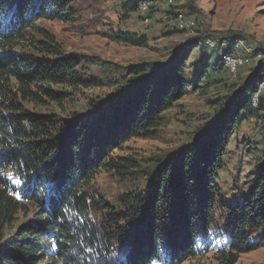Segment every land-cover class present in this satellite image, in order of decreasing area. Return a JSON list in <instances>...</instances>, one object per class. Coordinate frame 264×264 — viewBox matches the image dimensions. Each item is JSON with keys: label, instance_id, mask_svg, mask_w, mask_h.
<instances>
[{"label": "trees", "instance_id": "16d2710c", "mask_svg": "<svg viewBox=\"0 0 264 264\" xmlns=\"http://www.w3.org/2000/svg\"><path fill=\"white\" fill-rule=\"evenodd\" d=\"M108 1L0 0V264H236L264 248V151L246 150L264 136V64L210 99L203 81L221 65L204 55L208 33L158 63L67 54L50 23L149 46L121 25L156 0ZM112 10L118 29L106 24ZM214 41L237 56L232 37ZM92 88L107 95L86 112L68 106ZM194 94L211 112L178 148L127 146L163 136L170 112Z\"/></svg>", "mask_w": 264, "mask_h": 264}, {"label": "rangeland", "instance_id": "374dc122", "mask_svg": "<svg viewBox=\"0 0 264 264\" xmlns=\"http://www.w3.org/2000/svg\"><path fill=\"white\" fill-rule=\"evenodd\" d=\"M115 3H119V1L109 0V8ZM154 10V16L149 25L142 22L140 13L133 15L127 24L121 25L123 30L148 37L149 46L147 47H133L112 42L100 34L86 33L81 36L69 30L66 25L58 23H50L48 27L64 43L67 54L94 55L124 66L144 62H163L167 59L169 51L187 46V41L197 36L198 32L200 34H211L212 38L210 40L214 44L210 41L211 44L206 42L209 49L205 50L204 55L212 57V63H219L221 67L218 69V66H215L203 81L210 99L229 94V86L240 83L242 77L247 75L251 69L260 68L264 64V52L258 50L260 47L264 49V0H175L169 8H164L160 4ZM164 11L169 14V20L163 21L161 18V13ZM170 11L180 14L179 17H185L193 24L192 28L188 30L177 28L178 19L175 20ZM106 19L107 25L112 24L114 29H118L116 10L108 12ZM177 29L181 32L175 31L173 35L168 36L173 30ZM216 37L220 39L232 37L234 41L241 43L239 49H236L234 45L236 52L233 54L237 55L236 57L243 58L245 62L237 68L235 73H232L227 67L223 47L217 46L219 44L214 41ZM234 41L232 44L236 43ZM198 53V51H195L193 56H197ZM228 73L230 77L227 75ZM263 85L261 84V87ZM106 95L107 91L103 88L85 90L84 93L73 98L74 104L69 103L68 106L74 105V111L86 112L87 101L105 98ZM210 112L211 107L204 99H200L197 94L191 95L170 112L171 122L165 124L168 129L162 132L163 136L132 140L127 146L144 155H152L158 153V151L161 153L169 147L175 150L181 142L188 139L204 124L205 116ZM247 127L252 131L253 125L251 123L247 124ZM258 134L260 135L256 134L252 138L251 145L246 147V150H252L256 156L264 151V136L261 135V131ZM100 183L105 186L107 181L102 177ZM35 211L36 209L31 207L27 218L24 214H20L18 222L11 230L7 231L6 237H8V240L23 224L25 225L31 220L34 213H36ZM210 262L219 264L215 260ZM236 264H264V248L240 254Z\"/></svg>", "mask_w": 264, "mask_h": 264}, {"label": "built area", "instance_id": "2783aa9c", "mask_svg": "<svg viewBox=\"0 0 264 264\" xmlns=\"http://www.w3.org/2000/svg\"><path fill=\"white\" fill-rule=\"evenodd\" d=\"M174 1L175 0H156V1H148V2L141 3L139 7V13H140L142 22L146 25H149L154 16L153 11H152L153 8L155 9L156 7H159L160 4L163 5L164 8H169L171 7ZM161 18L163 20H166L168 18L167 12L164 11L163 13H161ZM192 26L193 24L189 22L185 17L180 16L178 18L177 28L188 30L192 28ZM209 43L210 42L208 41L207 44ZM235 47L236 49L241 48V43L236 42ZM244 62L245 60L243 58L236 57V56L226 58L227 67L230 69L232 73H235L237 68L243 65ZM257 102H258V93L254 95L253 104L256 106Z\"/></svg>", "mask_w": 264, "mask_h": 264}]
</instances>
